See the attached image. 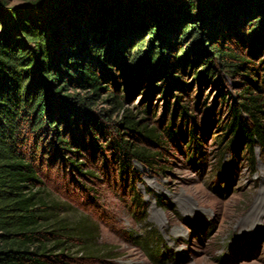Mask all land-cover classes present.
I'll list each match as a JSON object with an SVG mask.
<instances>
[{
    "label": "trees",
    "instance_id": "obj_1",
    "mask_svg": "<svg viewBox=\"0 0 264 264\" xmlns=\"http://www.w3.org/2000/svg\"><path fill=\"white\" fill-rule=\"evenodd\" d=\"M239 23L244 24L254 55L257 47L264 46V0H39L0 10V264H70L64 253L75 247L74 242L81 247L95 243L97 227L89 217L72 213L68 203L41 187L25 152L27 130L37 133L49 127L68 146L60 138L59 122L67 100L75 99L68 93L71 88L86 91L87 96L75 95L84 109L99 101L103 90L108 93L106 101L123 108L110 87H102L104 71H119L126 83L150 81L163 60H176L182 72H194L200 83L223 86L226 77L246 72L247 62L226 44ZM143 31L153 37L145 58L141 56L144 42L135 41ZM188 38L194 40L197 53L207 45L213 50L201 57V72L191 69L192 53L173 54ZM157 43L163 51H155ZM117 46L124 48L122 60L116 55ZM250 72L258 77L255 68ZM116 79H112L115 87ZM248 82L251 88L236 102H227L230 96L225 94L226 124L216 140L221 160L226 150L232 149L236 156L245 150L254 167L256 145L264 150V79L250 77ZM173 111L188 119L192 128L177 133L172 125L164 134L172 141L190 135L195 150L203 153L197 133L207 136L206 126L201 129L179 102ZM126 112V128L141 143L161 147L164 136ZM204 122H209V109ZM115 149L124 173H130L132 159L150 166L157 156L128 141L115 143Z\"/></svg>",
    "mask_w": 264,
    "mask_h": 264
},
{
    "label": "rangeland",
    "instance_id": "obj_2",
    "mask_svg": "<svg viewBox=\"0 0 264 264\" xmlns=\"http://www.w3.org/2000/svg\"><path fill=\"white\" fill-rule=\"evenodd\" d=\"M36 1L0 0V10ZM239 25L232 29L233 36L226 44L247 62L246 72L226 77L223 86L200 83L194 72H182L176 60H163L151 73L150 81L133 79L126 83L119 71L102 73L98 69L103 76L102 87H110L123 108L106 101L108 93L103 90L99 101L84 109L75 95L87 96L86 91L71 88L68 93L75 99L67 100L68 108L59 122L60 138L68 146L60 143L49 127L37 133L27 130L25 152L41 187L68 203L72 213L89 217L97 227L95 243L81 247L79 241H73L75 247L64 253L66 262L264 264V150L256 145L258 162L253 167L246 160L245 150L237 156L232 149L226 150L221 160L216 140L223 136L226 124L224 98L228 95L227 102H236L246 88H251L250 77L260 82L264 79V46L257 47L252 55L250 37L242 28L244 24ZM138 37L135 41L144 42L141 56L145 58L153 37L144 31ZM159 45L156 52L163 51ZM117 49L116 55H124L123 47ZM199 52L194 40L188 38L173 54L184 57L192 53L191 69L201 72V57L212 55L213 50L207 45ZM251 68L258 77L249 75ZM112 79L117 80L116 87ZM178 102L201 129L206 126L207 136L197 133L203 153L195 150L190 135L186 140L172 141L164 134L172 125L177 133L182 129L189 133L192 128L188 119L186 122L173 111ZM126 111L164 136L161 147L141 143L126 128ZM124 141L156 153L152 165L132 159L130 173L122 172L115 143Z\"/></svg>",
    "mask_w": 264,
    "mask_h": 264
}]
</instances>
